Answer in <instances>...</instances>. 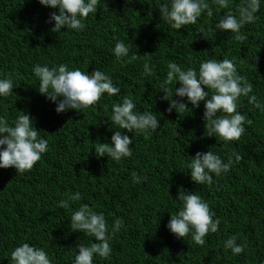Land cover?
Segmentation results:
<instances>
[{
	"label": "trees",
	"instance_id": "16d2710c",
	"mask_svg": "<svg viewBox=\"0 0 264 264\" xmlns=\"http://www.w3.org/2000/svg\"><path fill=\"white\" fill-rule=\"evenodd\" d=\"M163 3L170 0H99L96 13L83 20V30L54 33V21H48L58 9L39 0H0V79L11 78L17 86L9 96H0V117L12 126L21 111L30 113L40 137L48 141V150L30 171L0 168V264H12L11 252L22 243L44 249L51 264H75L77 245L95 242L70 228L73 212L83 204L103 213L109 233L117 218L123 221L109 241L110 258L94 256L93 264H264V112L240 97L237 110L252 123H245L238 141L225 142L207 136L203 101L198 108L189 103L185 111L169 113V102L160 99L169 63L198 74L201 62L227 58L253 84L249 96L264 106V0L258 18L241 29L243 42L230 31H209L221 16L238 15L241 0H229L228 8L212 4L211 17L202 13L196 24L180 30L160 18ZM118 40L131 45L123 65L113 53ZM133 54L138 58L131 59ZM145 63L152 75H144ZM37 64H64L89 75L99 70L121 91L104 93L86 109L58 114L57 104L38 91ZM167 87L174 95L180 84ZM125 95L136 111L157 115L160 127L147 135L125 133L133 140L131 157L119 162L97 158L99 142L110 143L116 130L126 131L111 123L112 106ZM173 99L187 102L186 97ZM209 150L225 163L231 156L233 163L227 173L212 174V184L200 185L191 180L187 166L197 152ZM235 154L242 159L236 161ZM133 173L140 183H133ZM181 188L201 196L215 213L213 219L220 220L203 246L194 243L191 233L177 238L167 227L183 207L177 200ZM76 192L79 201L59 206ZM231 236L245 245L239 255L224 247Z\"/></svg>",
	"mask_w": 264,
	"mask_h": 264
},
{
	"label": "clouds",
	"instance_id": "9594fccd",
	"mask_svg": "<svg viewBox=\"0 0 264 264\" xmlns=\"http://www.w3.org/2000/svg\"><path fill=\"white\" fill-rule=\"evenodd\" d=\"M43 6L58 9V12L50 14L49 23L54 21L52 32H60L61 29L81 31L85 24L83 20L89 14H95L98 9L99 0H39ZM212 4L220 8H228L229 0H170V3H163L159 7L161 17L175 30H180L186 25L196 24L202 13L211 17L213 15ZM260 0H241L236 7L238 15L231 12L221 16L215 28L209 31H224L234 33L232 37L237 42L246 40L241 29L249 23L254 22L258 17ZM131 45L118 40L113 49L114 56L118 61L125 63ZM147 55H151L145 53ZM144 54V55H145ZM133 54L131 59H137ZM258 60V57H256ZM168 71L164 80V95L161 100L169 102L167 111L173 109L181 113L188 109L190 103L198 108L200 102H204L205 112L203 119L208 132L207 136L219 137L220 140L238 141L245 132V123L251 124L246 115L241 114L238 109L240 97H248V102L264 112L255 95L249 96L253 91V84L239 75L232 60L224 58L217 60L211 58L200 63L199 72L189 67L182 69L177 63L167 65ZM34 74L40 80L39 93L45 95L52 102L57 104L55 111L64 113L70 109L80 110L95 105L100 101L102 95L116 96L121 89L114 86L110 76L94 70L90 75L79 69L69 70L67 65L60 64L57 67L49 68L47 65H35ZM144 75H152V69L148 63L144 64ZM175 81L180 84L175 88L174 95L180 98H187V102L173 99L172 90L167 85ZM203 86V87H202ZM17 87L11 78L0 79V96L7 97ZM207 88L208 91L204 89ZM211 94H210V91ZM172 97L171 102L169 97ZM210 97V98H209ZM59 98V99H58ZM136 104L125 95L122 102L112 106L111 123L118 126L111 137L110 143H98L95 147L97 158L102 156L111 157L114 161H121L123 158L132 156L130 145L133 140L127 133L136 131L147 135L149 130L156 131L159 127V119L153 112L136 111ZM12 126L7 119L0 117V168H15L17 174H24L30 171L40 161L42 154L48 150V141L41 138L39 129L34 126V118L30 113L21 111ZM218 113H222L218 115ZM242 157L235 154V160L240 161ZM233 163L229 156L225 163L221 157L212 151L197 152L188 164L191 180L197 184L213 183V175L220 176L227 173ZM133 183H140L141 177L136 173L132 174ZM146 179V178H145ZM81 193L76 192L68 196L67 200L60 202V207L68 208L69 200L79 201ZM177 200L183 202V207L176 215H171L167 225L171 233L177 238H185L191 233V238L196 245L205 244V236L209 233H216L219 229L220 220L213 219L215 213L210 209L209 204L201 196L181 188ZM70 228L74 232H81L94 237L95 242L85 245H77L75 264H93L94 256L104 259L110 258L112 247L110 239L123 227V221L117 218L109 233L106 218L103 213H97L87 204H83L71 216ZM224 247L231 249L233 255H239L244 251L245 245L237 244V237L231 236L225 242ZM12 264H51L48 253L42 249L22 243L11 252Z\"/></svg>",
	"mask_w": 264,
	"mask_h": 264
}]
</instances>
